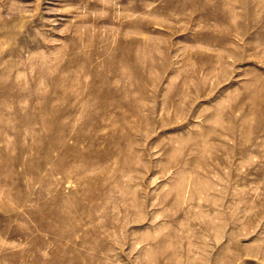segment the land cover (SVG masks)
I'll return each mask as SVG.
<instances>
[{"label":"rangeland","instance_id":"1","mask_svg":"<svg viewBox=\"0 0 264 264\" xmlns=\"http://www.w3.org/2000/svg\"><path fill=\"white\" fill-rule=\"evenodd\" d=\"M0 264H264V0H0Z\"/></svg>","mask_w":264,"mask_h":264},{"label":"bare ground","instance_id":"2","mask_svg":"<svg viewBox=\"0 0 264 264\" xmlns=\"http://www.w3.org/2000/svg\"><path fill=\"white\" fill-rule=\"evenodd\" d=\"M59 127V126H58ZM57 168V167H56Z\"/></svg>","mask_w":264,"mask_h":264}]
</instances>
